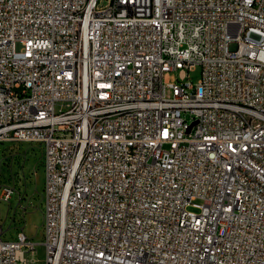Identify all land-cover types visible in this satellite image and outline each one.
<instances>
[{
  "label": "built area",
  "instance_id": "obj_1",
  "mask_svg": "<svg viewBox=\"0 0 264 264\" xmlns=\"http://www.w3.org/2000/svg\"><path fill=\"white\" fill-rule=\"evenodd\" d=\"M0 141L44 145L43 264H264V0H0Z\"/></svg>",
  "mask_w": 264,
  "mask_h": 264
},
{
  "label": "rangeland",
  "instance_id": "obj_2",
  "mask_svg": "<svg viewBox=\"0 0 264 264\" xmlns=\"http://www.w3.org/2000/svg\"><path fill=\"white\" fill-rule=\"evenodd\" d=\"M201 77V67L190 71V78L197 82ZM44 145L39 142L0 141V197L3 184L14 187L9 200L2 199L1 211L4 239H14L22 228L36 245L35 259L43 264L45 161Z\"/></svg>",
  "mask_w": 264,
  "mask_h": 264
}]
</instances>
